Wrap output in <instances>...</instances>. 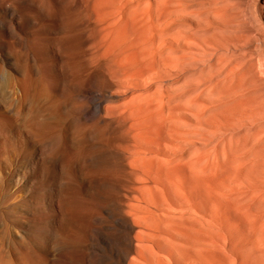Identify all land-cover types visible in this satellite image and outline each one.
<instances>
[{
    "label": "rangeland",
    "instance_id": "rangeland-1",
    "mask_svg": "<svg viewBox=\"0 0 264 264\" xmlns=\"http://www.w3.org/2000/svg\"><path fill=\"white\" fill-rule=\"evenodd\" d=\"M169 2L172 53L182 60L179 68L175 58L171 62L169 87L171 95L183 92L172 108L174 122L185 128L178 133L187 148L180 165L190 195L175 182L167 184L169 200L156 188L153 202L171 219L170 231L153 237L152 248L142 213L125 197L123 213L135 224L136 243L124 263L264 264V0ZM16 5L25 24L29 16L34 22L24 44L35 54L43 83L33 80L31 65L15 46L18 59L0 68V84L6 70L13 75L22 70L29 90L13 103L0 91V264H118L117 201L120 188H130L122 182L126 173L109 151L116 146L113 137L99 133L96 98L81 90L99 83L84 63L72 72L71 58L58 56L69 52L82 15L69 0H16ZM91 99V113H85ZM176 140L173 147L181 142ZM148 197L143 194L141 205L152 202ZM139 249H147V260L137 257Z\"/></svg>",
    "mask_w": 264,
    "mask_h": 264
},
{
    "label": "bare ground",
    "instance_id": "bare-ground-1",
    "mask_svg": "<svg viewBox=\"0 0 264 264\" xmlns=\"http://www.w3.org/2000/svg\"><path fill=\"white\" fill-rule=\"evenodd\" d=\"M57 1L58 0H56V3ZM69 1L71 7H73L77 13L82 15V19L79 22V25L77 24L78 30L73 32L70 43L68 42L69 46H67L69 47V52L65 51L66 53H62L59 51L58 56H67L68 58H71L72 62L68 63V68L71 69L72 72L78 70L79 63H84V66H86L88 69L87 74L93 76L94 80H96L100 85L98 88H91L92 86L90 84L91 87L87 86L88 89L87 87L84 89L81 87L82 84H79L80 82L78 83L82 88L81 90H87L89 94L91 93L96 98L97 101L94 99L96 103L93 100L96 104L94 117L100 129L99 133L104 131L113 137V141L116 142L113 143L112 141L111 144H116V146H111L112 148H110L109 151L113 153V156H117L123 171L126 173L123 180L121 179L122 182L129 185H125V188L130 187L129 189H124L123 187L120 188L118 192L119 200L117 201L120 212L117 214L116 219L120 227L119 232L121 233V245L118 247V264H125L124 262L128 258V253L134 251V245L136 243L135 236L131 234L135 224H133L123 213L127 201V199L125 200V197L127 198L128 196H131L133 201H135V205L137 204L138 211L142 213L145 222L143 227L150 235L148 237L149 240H147L150 242L149 247L151 246L152 248L154 247V242L152 243V240L157 238V235H165L170 231L167 230L166 226L168 225L166 223H168L171 219V217H167V212L165 214L163 212V214L160 213V206H158L159 204L156 205V203L153 202L155 194H157L156 188L160 189L162 193H159L163 194L164 197L169 200L170 197L168 196L169 191L167 190V184L170 182L171 185V182H175L177 186L181 188L187 198H189L188 196L190 195V190L188 189L187 184L188 181L186 180L184 176L185 174L183 173L184 168H182V164L180 165V161L186 156L187 153V148L185 147L186 145L183 143V141H181V136L179 135L183 133L182 130L185 128L182 129V126L174 122L175 118L173 119V117L176 116L178 118V116L176 115L177 113L173 111L174 108H172V102L174 99H178L179 101V98L182 97L183 92L175 90L174 94L171 95L172 93L170 91L172 90L171 87H169L171 84L169 74L170 69H172L170 68L171 62L175 58L177 61L176 67L179 68V61L181 60L180 54L176 53L173 55L174 52L172 51V47L174 44L170 42L172 37L169 38L171 36H169V30L173 27L172 26L170 28L171 23L169 19V16H171V13L169 14V7L171 6H169V0ZM31 9L33 10V8ZM49 15L50 14H48V17ZM35 19L36 18H34V20ZM25 20L26 19H23L20 14L19 8L16 5V0H0V68L2 71V68L14 64L13 61H16L18 58L13 52V48L18 46L22 52L21 58H23L24 63H29L32 70L34 71L33 73L35 74V79L33 80H35L37 83L40 81L43 83V77L39 72L38 65L36 64L38 61L35 63V58L33 59L35 54L32 56L30 51L31 49H29V47L24 44V38L26 42L25 35L32 31L29 30L28 24L29 22H33V20L30 16L27 18V24H25ZM35 21L38 23L37 19ZM40 21L41 20H39V22ZM74 24V26L77 27L75 21ZM31 25L32 24L30 23V26ZM34 27H37L36 24ZM67 46H65V48ZM177 49L179 52V48ZM41 53L45 52L43 51ZM74 57H76L77 60H73L75 59ZM62 59L61 61L64 62ZM52 60L53 59L44 58L43 61L44 63H51ZM90 60L94 63H90ZM80 69L82 70V67H80ZM21 71H17L18 75H13L10 71L6 70L3 81L0 84V91L11 103L16 101L17 98H21V96L25 95L29 90L27 79ZM176 76L177 75H175V77ZM76 77H78V75ZM83 78L85 77L80 79L83 80ZM84 84H86V82ZM88 102L91 104L92 99ZM173 105L175 106V103ZM90 106L92 107V104L84 109L85 113H89L88 107ZM86 115L84 118L87 117ZM57 116L60 117V114H57ZM32 120H35V118ZM196 122H199L198 117ZM86 124H88V122ZM22 136L23 134H18L17 137H19V141L22 140ZM25 136L26 137H24V139L27 138L26 134ZM110 136L107 137L106 135L105 137H102V135L100 136L99 134L100 138L102 137L105 139L109 138ZM178 138H180L178 141L181 142L177 143L178 141L176 140L177 142H175V144L177 143L179 146L173 147L174 140ZM111 140L109 142H111ZM185 161L186 158L184 159V162ZM136 177L140 179V182L138 181L140 183L139 185L138 183L136 185ZM122 190H125V192ZM144 192L149 196L148 198H150L152 202L144 200L148 203L141 205V202L143 201V194H145ZM212 198L214 199V196ZM133 207L135 208V206ZM165 207L167 206L165 205ZM180 216L178 215L179 218H183ZM172 221L176 223V221L173 219ZM178 222L179 220L177 223ZM170 234L172 235L171 238H173V236L176 237V235H174L175 233ZM169 236L170 235H168V237ZM142 238H144V236H142ZM145 252L143 249L137 250V257L147 260L148 257L146 254L148 252L146 254Z\"/></svg>",
    "mask_w": 264,
    "mask_h": 264
}]
</instances>
